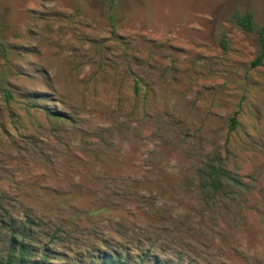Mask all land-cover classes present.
Here are the masks:
<instances>
[{
  "label": "rangeland",
  "instance_id": "1",
  "mask_svg": "<svg viewBox=\"0 0 264 264\" xmlns=\"http://www.w3.org/2000/svg\"><path fill=\"white\" fill-rule=\"evenodd\" d=\"M246 13L264 0H0L1 260L13 237L25 264H264ZM206 163L242 186L209 197Z\"/></svg>",
  "mask_w": 264,
  "mask_h": 264
},
{
  "label": "trees",
  "instance_id": "2",
  "mask_svg": "<svg viewBox=\"0 0 264 264\" xmlns=\"http://www.w3.org/2000/svg\"><path fill=\"white\" fill-rule=\"evenodd\" d=\"M235 23L241 27L244 31L248 33H256L257 40L260 47V52L255 57L251 63V67L255 68L258 66H264V24L260 27H255L252 22V16L249 13L244 15H235ZM138 86H134V92L138 93ZM55 118H59V115H53ZM236 120L232 118L231 124L232 127L235 125ZM198 179L200 182V188L204 191L209 197H214L217 193H221L223 196H226L228 190H232L233 187L242 186L239 178L229 174L222 166H216L214 163H206L198 171ZM16 241L12 237L10 241V249L7 253L6 259L1 260L0 264H25L23 257V245L20 246L18 255L14 250Z\"/></svg>",
  "mask_w": 264,
  "mask_h": 264
}]
</instances>
